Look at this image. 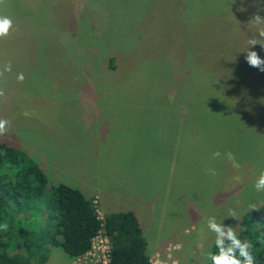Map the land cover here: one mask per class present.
I'll use <instances>...</instances> for the list:
<instances>
[{
    "label": "rangeland",
    "instance_id": "374dc122",
    "mask_svg": "<svg viewBox=\"0 0 264 264\" xmlns=\"http://www.w3.org/2000/svg\"><path fill=\"white\" fill-rule=\"evenodd\" d=\"M0 15V140L47 184L96 191L100 215L131 210L150 264H208L209 217L238 231L264 210V72L245 60L264 0H5ZM47 248L43 264H75Z\"/></svg>",
    "mask_w": 264,
    "mask_h": 264
},
{
    "label": "trees",
    "instance_id": "16d2710c",
    "mask_svg": "<svg viewBox=\"0 0 264 264\" xmlns=\"http://www.w3.org/2000/svg\"><path fill=\"white\" fill-rule=\"evenodd\" d=\"M113 60L108 57V69ZM91 199L65 183L47 184L31 157L0 140V264H43L47 245L59 246L73 260L89 249L100 222L110 245L109 264H149L133 212L104 213L100 221ZM237 233L253 242V254L264 264V210L242 213ZM209 252H218L215 241Z\"/></svg>",
    "mask_w": 264,
    "mask_h": 264
},
{
    "label": "clouds",
    "instance_id": "9594fccd",
    "mask_svg": "<svg viewBox=\"0 0 264 264\" xmlns=\"http://www.w3.org/2000/svg\"><path fill=\"white\" fill-rule=\"evenodd\" d=\"M5 0H0V4H4ZM254 25L256 26L257 32L253 38L248 40V48L245 51V60L250 67L257 68L259 71L264 72V58H261L258 53L251 49L249 46L259 44L264 49V17L260 15H254L252 18ZM13 28V20L7 15H0V38L9 35L10 30ZM4 71H11V63H7L4 67ZM0 75H3L0 72ZM18 81H23V73L17 75ZM2 94V93H0ZM9 121L0 119V135L7 132L6 125ZM221 152L216 150L212 153L213 158L221 157ZM229 159H233L231 153H227ZM237 166L238 165H235ZM206 174L216 176L218 173L215 169H205ZM253 187L256 191H264V169L259 173V176L254 182ZM250 208H257L255 205H250ZM229 216L238 219L235 210H230ZM208 229L215 233V245L218 249L216 253H208V258L212 264H259V258L253 254L254 244L251 240L241 239L236 229L230 225H225L222 222H217L214 216H211L207 220ZM6 229L7 225H3ZM186 234L187 233L186 231ZM180 246L177 245V248ZM239 253V255H237Z\"/></svg>",
    "mask_w": 264,
    "mask_h": 264
},
{
    "label": "built area",
    "instance_id": "2783aa9c",
    "mask_svg": "<svg viewBox=\"0 0 264 264\" xmlns=\"http://www.w3.org/2000/svg\"><path fill=\"white\" fill-rule=\"evenodd\" d=\"M91 203L96 213V218L101 221L102 215L99 214L96 207V197H92ZM109 249V241L102 228V222H100V228L90 238L89 249L82 255L77 256L73 261L75 264H109Z\"/></svg>",
    "mask_w": 264,
    "mask_h": 264
},
{
    "label": "crops",
    "instance_id": "0c3cea01",
    "mask_svg": "<svg viewBox=\"0 0 264 264\" xmlns=\"http://www.w3.org/2000/svg\"><path fill=\"white\" fill-rule=\"evenodd\" d=\"M119 11H116L115 13H117V14H119L118 13ZM114 13V12H113ZM79 189V188H78ZM80 191H81V193L84 195V193H83V190H81V189H79ZM93 194H96V191L93 193ZM93 194H91V195H84L85 197H87V198H90V197H92L93 196ZM116 211H118V210H115V211H110V212H116ZM131 211V210H130ZM109 213V212H108ZM104 214V213H103ZM134 214V213H133ZM135 216V215H134ZM136 217V216H135ZM137 219V218H136ZM138 222V221H137ZM138 225L140 226V224L138 223ZM140 228H141V226H140ZM141 231H142V229H141ZM143 235V234H142Z\"/></svg>",
    "mask_w": 264,
    "mask_h": 264
}]
</instances>
